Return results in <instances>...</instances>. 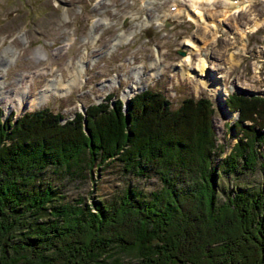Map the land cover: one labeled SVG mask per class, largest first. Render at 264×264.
Listing matches in <instances>:
<instances>
[{"label":"trees","instance_id":"trees-1","mask_svg":"<svg viewBox=\"0 0 264 264\" xmlns=\"http://www.w3.org/2000/svg\"><path fill=\"white\" fill-rule=\"evenodd\" d=\"M113 95L71 118L47 107L2 118L0 107V264H96L116 248L135 254L117 257L121 264H264V187L222 200L216 191L218 166L255 165L264 96L226 97L237 117L224 122L235 139L221 156L205 96L172 107L147 87L123 109ZM81 154L88 167L117 159L125 171L153 172L160 186L148 196L127 188L105 203L60 201L51 185H31L45 167H68Z\"/></svg>","mask_w":264,"mask_h":264},{"label":"rangeland","instance_id":"rangeland-1","mask_svg":"<svg viewBox=\"0 0 264 264\" xmlns=\"http://www.w3.org/2000/svg\"><path fill=\"white\" fill-rule=\"evenodd\" d=\"M224 1H199L204 26L199 16L185 11L191 0H0V106L11 105L5 114L47 107L70 116L107 92L123 97L133 71L149 70V61L159 53L158 73L142 86L161 91L172 107L185 96L208 97L222 156L235 139L224 122L237 116V111L223 113L225 94L253 90L251 95L264 96V0H241L238 5L229 0L231 6ZM175 2L181 3L183 12L166 22L156 20ZM197 52L206 59L210 86L200 84L204 75L198 70ZM183 70L189 76L182 75ZM21 97L24 109H19ZM258 151L251 169L217 167L219 200L226 191L249 193L264 187V145ZM47 184L60 201L99 198L109 203L127 188L148 196L160 180L153 172L125 171L117 159L95 160L88 167L81 154L68 167H45L31 182L34 188ZM133 255L116 248L96 264L134 261Z\"/></svg>","mask_w":264,"mask_h":264},{"label":"bare ground","instance_id":"bare-ground-1","mask_svg":"<svg viewBox=\"0 0 264 264\" xmlns=\"http://www.w3.org/2000/svg\"><path fill=\"white\" fill-rule=\"evenodd\" d=\"M199 1L200 0H191V3L190 5H185L186 6V12L189 14V15H192V16H199V18L197 19H200L199 20V24L201 25H204L205 26V22L206 20V17H205V13L204 11L202 10L201 8V5L199 4ZM205 1H209V0H205ZM231 1V4L233 5H238L240 4L239 2H241V0H238V2H236L234 4V1L233 0H230ZM207 3V2H206ZM175 4V8H172V7H169L168 9H166V12L163 11V13L161 14L162 15V19H158L156 18V20H161V21H165L168 17H174V16H177L179 13L183 12L184 10L182 9V6H180V2H175L173 3ZM224 4H227V6L230 5V2L229 0H225L224 1ZM184 6V7H185ZM231 6V5H230ZM238 7V6H237ZM231 8V7H230ZM175 10V11H174ZM233 13V12H232ZM231 14V13H229ZM228 14V15H229ZM204 16V17H203ZM200 17H203V18H200ZM157 22V21H156ZM219 22V21H218ZM223 25V24H222ZM211 26V25H210ZM198 54V70L200 72L201 75H204L201 77V85L203 84L205 87L206 86H210L211 85V77L212 75H210L207 71L204 70V66L206 64V59H204L202 56L199 55V53L197 52ZM187 61L190 60L189 57L186 58ZM160 56H159V53L157 54V57L151 61H149V66H150V69H142L140 67H138L136 69V71H133V75H134V79L131 83V85L127 86L123 93H122V99H126L127 97H129L130 95H132L136 90H138L142 85H147L148 84V81L151 79L152 76H154L155 74L158 73V68L160 66ZM81 64V62H80ZM207 64L209 65V63L207 62ZM78 68V67H77ZM78 74H79V70H78ZM182 75L184 76H189V72H186L185 70H183V73ZM192 76L188 77V78H191ZM212 85H214V83H212ZM51 88H55L54 87V84H50ZM214 87V86H213ZM11 105H6L5 108H9ZM19 109H24V97H21L19 99ZM233 117V116H232Z\"/></svg>","mask_w":264,"mask_h":264},{"label":"water","instance_id":"water-1","mask_svg":"<svg viewBox=\"0 0 264 264\" xmlns=\"http://www.w3.org/2000/svg\"><path fill=\"white\" fill-rule=\"evenodd\" d=\"M167 23H165V25H166ZM178 53H180V54H183L184 53V51L183 50H178ZM145 87H140L138 90H136L135 92H138V91H140V90H143ZM249 91V90H248ZM248 91H246V92H248ZM134 92V93H135ZM250 93H252V91L250 90L249 91ZM121 99H122V97H120ZM127 99L128 98H126V99H122V101H123V109L125 108V104H126V101H127ZM225 105V104H224ZM83 110H84V107L82 108ZM4 110V112H7L8 110H7V108H4L3 109ZM226 112H228V108H227V106L225 105L224 106V111H223V113L225 114ZM18 114H15V116H17ZM235 118V117H234Z\"/></svg>","mask_w":264,"mask_h":264},{"label":"flooded vegetation","instance_id":"flooded-vegetation-1","mask_svg":"<svg viewBox=\"0 0 264 264\" xmlns=\"http://www.w3.org/2000/svg\"><path fill=\"white\" fill-rule=\"evenodd\" d=\"M224 23H225V21H224Z\"/></svg>","mask_w":264,"mask_h":264}]
</instances>
